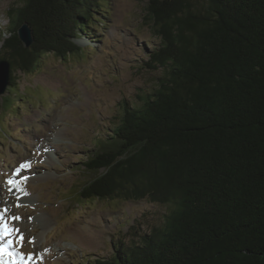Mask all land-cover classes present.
<instances>
[{
  "label": "trees",
  "instance_id": "16d2710c",
  "mask_svg": "<svg viewBox=\"0 0 264 264\" xmlns=\"http://www.w3.org/2000/svg\"><path fill=\"white\" fill-rule=\"evenodd\" d=\"M21 1L7 12L0 61L12 66L0 109L18 72L80 55L76 40L102 30L111 0ZM144 20L159 40L144 68L161 75L119 103L80 163L90 176L79 200L168 212L161 226L86 264H264V0H147Z\"/></svg>",
  "mask_w": 264,
  "mask_h": 264
},
{
  "label": "rangeland",
  "instance_id": "374dc122",
  "mask_svg": "<svg viewBox=\"0 0 264 264\" xmlns=\"http://www.w3.org/2000/svg\"><path fill=\"white\" fill-rule=\"evenodd\" d=\"M21 2L0 0V50L10 36L7 12ZM146 5L147 0L109 1L102 30L76 40L83 48L80 55L48 56L34 74L18 72L19 87L11 89L0 109V209L23 218L15 225L24 234L23 247L16 238L14 247L32 254V264L108 258L112 243L130 244L136 235L161 226L168 212L146 201L79 200L90 176L80 163L103 138L104 126L118 117L119 103L134 102L161 75L144 68L159 45L144 20ZM5 96L8 90L0 98ZM22 164L30 167L18 175ZM9 179L28 195L10 192L15 186L7 184Z\"/></svg>",
  "mask_w": 264,
  "mask_h": 264
},
{
  "label": "snow or ice",
  "instance_id": "6c2138e0",
  "mask_svg": "<svg viewBox=\"0 0 264 264\" xmlns=\"http://www.w3.org/2000/svg\"><path fill=\"white\" fill-rule=\"evenodd\" d=\"M26 167H30V165L22 164L20 169H17V174L19 175L21 170ZM9 186H15L14 189L12 187L9 188L10 192L23 193L25 196L28 195L25 188L21 187L20 183L9 179L7 181ZM20 199L21 197H17ZM17 207L23 206L22 204H17ZM9 208L0 209V264H32L34 256L32 254H28L25 256L22 252L16 251L14 244L18 239L20 242V246L23 247L24 243V234L20 231L19 227L15 225L19 222L23 221L22 217L10 215ZM32 218L29 217V220ZM30 243H34L33 241H29ZM5 256L9 257V259H5Z\"/></svg>",
  "mask_w": 264,
  "mask_h": 264
},
{
  "label": "water",
  "instance_id": "95a60500",
  "mask_svg": "<svg viewBox=\"0 0 264 264\" xmlns=\"http://www.w3.org/2000/svg\"><path fill=\"white\" fill-rule=\"evenodd\" d=\"M18 35L26 47H29L34 42L33 31L27 23L21 25ZM11 66L8 61H0V96L5 94L9 86Z\"/></svg>",
  "mask_w": 264,
  "mask_h": 264
}]
</instances>
